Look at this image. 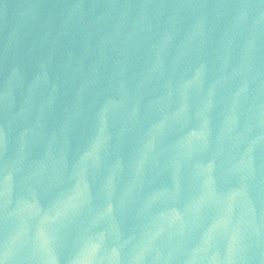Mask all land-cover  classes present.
I'll return each instance as SVG.
<instances>
[{
  "label": "water",
  "instance_id": "95a60500",
  "mask_svg": "<svg viewBox=\"0 0 264 264\" xmlns=\"http://www.w3.org/2000/svg\"><path fill=\"white\" fill-rule=\"evenodd\" d=\"M0 264H264V0H0Z\"/></svg>",
  "mask_w": 264,
  "mask_h": 264
}]
</instances>
